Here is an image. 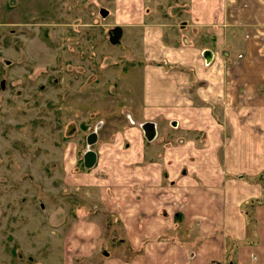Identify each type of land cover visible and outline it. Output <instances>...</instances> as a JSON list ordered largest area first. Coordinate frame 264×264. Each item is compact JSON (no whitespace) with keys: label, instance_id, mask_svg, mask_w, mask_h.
<instances>
[{"label":"rangeland","instance_id":"obj_1","mask_svg":"<svg viewBox=\"0 0 264 264\" xmlns=\"http://www.w3.org/2000/svg\"><path fill=\"white\" fill-rule=\"evenodd\" d=\"M184 2L0 0V264H58L68 259L71 246L66 243L76 227L79 199H84V210L101 226V247L116 240L109 232L110 220L100 209L96 188L106 182L101 176L103 166L109 165L108 156L94 174L74 164L86 149H115L117 145L115 150H119L124 138H131L136 127L151 118L157 122V140H164L159 145H174L172 136L181 127H171L174 119L164 114L173 108L147 107L142 102L143 65L148 62L158 67L164 62H155V54L142 53L141 27L133 26L136 17L162 25L168 44L174 31L177 41H192L201 50L206 47L218 54L216 67L222 79L217 87L218 93L223 89V98L215 94L214 84L212 94L203 95L200 87L209 86V79L195 76V68L188 67L192 97L201 107L215 106L213 114L222 107L225 115L241 119L254 113L257 99L264 97V85L260 83L254 92V83L240 80L239 70L245 71L254 53L264 55V9L255 12L250 8L259 5L244 1L239 3L245 11L242 22L236 9L230 26L224 21L214 28L193 26L180 32L172 25L188 18ZM215 4L213 0L208 8ZM100 10L106 11L104 17ZM199 18L201 22L210 20L208 13ZM116 26L122 29L121 40L111 44L108 31ZM215 28H223L219 45ZM202 123L204 129L209 125ZM131 124L135 127H129ZM231 128L229 123L220 128L225 144ZM89 131L98 134L90 147L85 144ZM112 173L115 176L111 175L110 182L120 184L123 171Z\"/></svg>","mask_w":264,"mask_h":264},{"label":"crops","instance_id":"obj_2","mask_svg":"<svg viewBox=\"0 0 264 264\" xmlns=\"http://www.w3.org/2000/svg\"><path fill=\"white\" fill-rule=\"evenodd\" d=\"M215 1L216 7L209 9L213 0H185L188 18L174 22L173 28L181 32L195 26L223 25L224 21L230 26L236 9L242 22L245 11L239 3L244 1L259 5L250 8L255 12L264 9V0ZM205 13L210 20L201 22L199 17ZM134 20L133 26L141 27L142 53L155 54V62H164L158 67L148 62L143 65V105L173 108L164 114L174 119L171 127L181 129L172 136L174 145L163 148L159 143L164 140L156 138L155 118L145 119L136 127L137 133L124 138L119 150L116 144L115 149L97 150V165L91 170L96 174L95 168L108 156L109 165L103 166L101 176L106 182L96 188L100 209L110 220L109 232L116 240L101 247V226L84 210V199H79L76 227L66 243L71 254L58 264H264V97L257 99L254 113L242 119L225 115L222 107L218 114L212 112L215 106L201 107L192 97L190 69L195 68V76L209 79V86L200 87L203 95L208 98L213 84L217 94L222 79L216 67L218 54L206 47L201 50L192 41H177L174 31L168 44L162 25L145 23L139 17ZM214 32L219 45L223 28ZM206 51L210 52L208 60L203 57ZM165 61L172 65L168 67ZM239 79H251L254 92L260 83L264 85V55L254 53L245 71L239 70ZM218 94L223 98V89ZM204 121L209 124L205 129ZM146 122L155 127L151 141L141 129ZM225 123L232 125L226 144L220 129ZM202 137L203 141H195ZM116 169L124 173L120 184L110 182Z\"/></svg>","mask_w":264,"mask_h":264},{"label":"water","instance_id":"obj_3","mask_svg":"<svg viewBox=\"0 0 264 264\" xmlns=\"http://www.w3.org/2000/svg\"><path fill=\"white\" fill-rule=\"evenodd\" d=\"M105 14H106L105 10H100V15L102 17H104ZM121 32H122L121 27L116 26V27L112 28L109 31V33H108L109 42L111 44H118L119 40H120V37H121ZM209 55H210V52L206 51L203 54V57L206 60H208L209 59ZM141 129L143 131V134H144V137H145L146 140L151 141L154 138V136H155V127H154L153 123L146 122V123L141 125ZM91 137H92V140H90V139L87 140L88 145H91L94 142L95 135L92 134ZM94 162H95V153L93 151H91V150H88L83 155L84 167L85 168H91L94 165Z\"/></svg>","mask_w":264,"mask_h":264},{"label":"flooded vegetation","instance_id":"obj_4","mask_svg":"<svg viewBox=\"0 0 264 264\" xmlns=\"http://www.w3.org/2000/svg\"><path fill=\"white\" fill-rule=\"evenodd\" d=\"M108 33H109V31H108ZM0 87L3 89V85L0 83ZM67 129H68V127H67ZM68 131V130H67ZM93 131V130H92ZM92 134H94L95 135V139H94V142L91 144V145H88V143H87V140L88 139H90V140H92V137H91V135ZM90 137V138H89ZM98 139V134L96 133V131L95 132H91V131H89L88 133H87V135L85 136V144L88 146V147H90V146H92L93 144H95L96 143V140ZM88 150H91V151H93L94 153H95V162H94V165L91 167V168H85L84 167V164H83V155L88 151ZM76 152V151H75ZM97 158H98V151L96 150V151H94V150H92V148H89V149H86L82 154H81V156H79V158H77L76 159V162L74 163L75 165H79L80 167H81V169L82 170H91L92 168H94V167H96V165H97ZM75 168H76V166H75Z\"/></svg>","mask_w":264,"mask_h":264}]
</instances>
